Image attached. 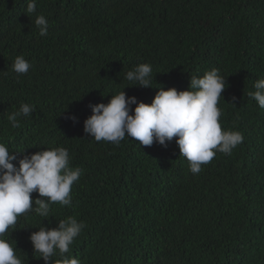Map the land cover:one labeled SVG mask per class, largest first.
Here are the masks:
<instances>
[{
    "label": "trees",
    "instance_id": "1",
    "mask_svg": "<svg viewBox=\"0 0 264 264\" xmlns=\"http://www.w3.org/2000/svg\"><path fill=\"white\" fill-rule=\"evenodd\" d=\"M27 2L0 0V143L17 164L63 146L81 176L72 206L54 203L47 218L22 214L5 233L22 264H45L30 235L68 216L85 224L68 254L81 264H264V108L248 95L264 78V0H36L31 14ZM18 55L31 65L26 74L12 71ZM141 63L152 66L153 87L125 79ZM212 69L228 85L222 129L244 138L198 174L176 138L167 147L127 136L116 145L84 132L91 105L112 94L151 103L159 87L186 90ZM21 103L35 108L13 128L7 115Z\"/></svg>",
    "mask_w": 264,
    "mask_h": 264
},
{
    "label": "clouds",
    "instance_id": "2",
    "mask_svg": "<svg viewBox=\"0 0 264 264\" xmlns=\"http://www.w3.org/2000/svg\"><path fill=\"white\" fill-rule=\"evenodd\" d=\"M36 9V0H28L26 13H34ZM35 25L40 36L48 34L50 25L43 14L36 16ZM30 67L25 57L18 55L12 71L26 74ZM152 71L149 63H141L128 71L125 79L131 82L129 85L153 87ZM226 85L219 70L212 69L202 76H191L186 90L159 87L151 103L138 102L136 96H126L123 90L112 94L107 103L91 105L92 114L84 122V132L97 142L116 145L127 136L143 146H152L155 142L167 147L166 141L176 138L180 156L187 159L190 171L198 174L202 165L211 162L217 152L230 155L244 138L238 130L222 129L218 101ZM254 88V92L248 93L249 97L264 108V78L257 79ZM235 101L234 96L232 103ZM34 108L33 104L21 103L18 110L7 115V120L13 128H18V118L30 116ZM68 118L77 120L75 115ZM17 159L5 143H0V264H22L5 238L18 217L35 212L47 218L50 205L57 202L72 206V186L81 176V169L71 165L69 151L63 146L25 155L18 164L14 163ZM33 192L39 194L34 201ZM84 227L74 216L60 220L55 228L40 227L30 235L33 253H38L45 264L53 257H58L54 264H81L78 258L68 254Z\"/></svg>",
    "mask_w": 264,
    "mask_h": 264
}]
</instances>
